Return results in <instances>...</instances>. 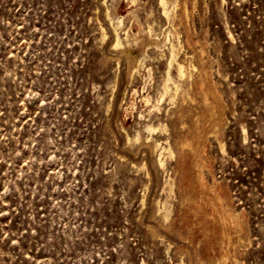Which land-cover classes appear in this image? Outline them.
I'll return each instance as SVG.
<instances>
[{
	"label": "rangeland",
	"instance_id": "374dc122",
	"mask_svg": "<svg viewBox=\"0 0 264 264\" xmlns=\"http://www.w3.org/2000/svg\"><path fill=\"white\" fill-rule=\"evenodd\" d=\"M0 264H264V0H0Z\"/></svg>",
	"mask_w": 264,
	"mask_h": 264
},
{
	"label": "bare ground",
	"instance_id": "6f19581e",
	"mask_svg": "<svg viewBox=\"0 0 264 264\" xmlns=\"http://www.w3.org/2000/svg\"><path fill=\"white\" fill-rule=\"evenodd\" d=\"M180 10V9H179ZM182 13V12H181ZM179 15H182V14H179ZM184 19V18H183ZM124 52H125V55L127 54V55H130V57L132 56L133 58H135L136 57V55H135V53H133L132 51H130V49H125L124 50ZM137 58V57H136ZM138 59V58H137ZM176 67H177V71H178V74H182L183 73V71H184V66L181 64V63H176ZM165 91L167 92V88H165ZM210 91V90H209ZM210 93H211V91H210ZM213 93V92H212ZM212 96V95H211ZM214 99V98H213ZM206 100V99H205ZM216 100V99H215ZM206 102V101H205ZM212 102V101H211ZM217 102V101H216ZM213 104V103H212ZM205 105H207V103L205 104ZM217 105V104H216ZM211 107V106H210ZM220 109V108H219ZM219 109H218V111H219ZM220 112V111H219ZM213 113H214V111H213ZM218 113V112H217ZM215 115H217V114H215ZM221 115V114H220ZM218 116H219V113H218ZM214 117V119H217V118H215V116H213ZM212 117V118H213ZM219 117H221V116H219ZM209 118V117H208ZM212 118H210V119H212ZM211 121H213V120H211ZM210 121V122H211ZM209 122V123H210ZM208 123V124H209ZM212 124V123H211ZM204 133H205V131H204ZM199 136V135H198ZM196 150V149H195Z\"/></svg>",
	"mask_w": 264,
	"mask_h": 264
}]
</instances>
